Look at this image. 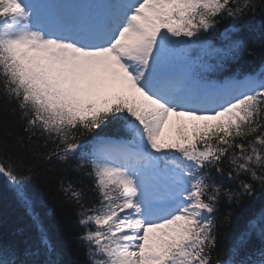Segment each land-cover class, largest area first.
<instances>
[{
    "label": "snow or ice",
    "instance_id": "snow-or-ice-1",
    "mask_svg": "<svg viewBox=\"0 0 264 264\" xmlns=\"http://www.w3.org/2000/svg\"><path fill=\"white\" fill-rule=\"evenodd\" d=\"M260 6L92 0L53 9L0 0V96L18 111L27 147L43 140L37 157L92 182L88 192L60 185L77 207L88 264H264V208L244 217L226 258L218 252L237 211L264 187V72L201 83V72L251 54L237 37ZM226 19L217 47L206 37ZM225 164L236 187L217 181ZM25 166L9 157L0 179L39 243L22 252L0 230V264H58L20 179Z\"/></svg>",
    "mask_w": 264,
    "mask_h": 264
},
{
    "label": "trees",
    "instance_id": "trees-1",
    "mask_svg": "<svg viewBox=\"0 0 264 264\" xmlns=\"http://www.w3.org/2000/svg\"><path fill=\"white\" fill-rule=\"evenodd\" d=\"M230 27V20H223L217 30L207 34L206 38L219 47L220 44L217 43L221 40L222 33ZM237 38L244 41L251 54L243 53L237 59L226 62L214 71L203 73L195 63L187 60L183 62L180 59L178 63L181 67L193 64L194 71L201 72V76L208 81H221L234 74L260 70L264 67V6L258 7L255 13H249L243 18L242 30ZM13 108V104L0 96V162L9 157L13 161L18 157L24 158L26 166L20 179L32 197L36 213L40 216L43 228L47 230L51 243L56 249L55 255L48 258L58 261V264H88L87 249L79 239L84 229L78 223L77 207L65 196L60 185L61 181L65 183L71 181L78 187H85V191L88 192L92 182L73 169H65L55 162L45 161L42 156L37 157L35 155L37 151H45L42 147L37 149V145H42L43 140H34L31 148L27 147L26 133L19 120V113L14 112ZM114 131L109 129L107 133L111 135ZM29 167L35 169V174L31 178L27 175ZM227 170L228 166L225 164L224 176H216L215 173L213 175L225 186L236 187L237 182L227 179ZM261 208H264V187L257 186L255 197L248 200L242 210L237 211L232 224L223 231L218 247L222 257L226 258L229 255L244 217ZM0 230L11 234L12 243L22 252L38 246L36 226L17 202L12 189L2 179H0ZM252 247H259V241L254 240Z\"/></svg>",
    "mask_w": 264,
    "mask_h": 264
},
{
    "label": "rangeland",
    "instance_id": "rangeland-1",
    "mask_svg": "<svg viewBox=\"0 0 264 264\" xmlns=\"http://www.w3.org/2000/svg\"><path fill=\"white\" fill-rule=\"evenodd\" d=\"M66 3H69V0H66ZM71 7H72V6H71ZM71 7H70V8H71Z\"/></svg>",
    "mask_w": 264,
    "mask_h": 264
}]
</instances>
